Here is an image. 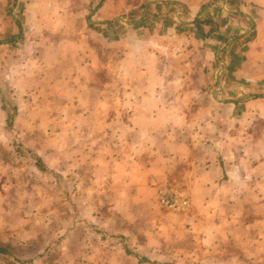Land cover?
<instances>
[{
	"label": "crops",
	"instance_id": "1",
	"mask_svg": "<svg viewBox=\"0 0 264 264\" xmlns=\"http://www.w3.org/2000/svg\"><path fill=\"white\" fill-rule=\"evenodd\" d=\"M81 3L96 4L86 23L75 4L57 12L53 29L49 15L35 12L13 51L17 69L2 55L0 79L9 92L12 81L16 87L14 101L0 90V178L9 166L4 154L21 157L16 145L35 146L44 161L38 149L50 129L56 159L61 128H68V146L78 143L79 129L84 153L115 146L100 151L99 161L117 162L134 187L140 178L179 180L190 199L183 213L188 228L171 241L189 245L182 251L192 249L193 263L264 264V0H234L238 11L226 0H150L140 18L120 27L106 25L113 19L108 0ZM205 18L226 22L199 28L196 20ZM1 95L16 107L12 130ZM42 113L52 114L46 128L34 120ZM28 130L34 144L25 141ZM74 153L70 147L68 155ZM4 210L1 205L0 228L12 218ZM118 235H110L115 243ZM123 236L137 257L117 243L135 264H143L138 257L156 264L181 258L173 257V247L155 251L157 239L152 251L140 252Z\"/></svg>",
	"mask_w": 264,
	"mask_h": 264
},
{
	"label": "rangeland",
	"instance_id": "2",
	"mask_svg": "<svg viewBox=\"0 0 264 264\" xmlns=\"http://www.w3.org/2000/svg\"><path fill=\"white\" fill-rule=\"evenodd\" d=\"M72 1L73 4L69 6L70 0H0V74L4 66L2 55L10 57L12 68L17 69V52L23 45L25 30L33 26L35 12L41 15L40 18L49 15L52 22L49 21L48 26L53 29L51 24L55 23L57 12H70L75 4L76 12H84L82 19L86 23V18H90L89 11H94L96 4L93 8H85L81 3L84 0ZM148 1L150 0H108L106 9L113 19H108L106 25L112 26L115 23L120 27L140 18ZM15 19L22 25V32ZM26 22H29L28 27L24 26ZM21 33L23 37L17 41L14 37ZM12 40L17 41V44ZM2 45H8L7 49L10 51L2 48ZM16 50V54L13 53ZM18 75L17 72L14 78ZM14 85L16 82L12 81L9 92L0 79V90L11 101H14ZM42 101L46 102V99ZM37 117L38 121L44 122L46 128L52 114H38L34 116V120ZM62 117L65 118V115ZM22 120L30 121L21 118L20 121ZM67 129L63 127L59 132V155L56 159L51 156L54 145H51L50 135L54 131L43 130L44 147L38 149L47 169L58 170L64 177L71 173L72 177L62 187H58L51 174L40 171L30 155L16 157L12 153L4 154V160L9 166L4 168V177L0 178V206L3 205L5 209L3 213L11 212L12 218L9 225L5 221L0 228V246L8 247L12 254L0 253V264H135V260L110 236L117 233L127 235L130 245L140 252L152 251V241L157 239L155 251L173 247V257L181 255L180 260L173 258L174 264H195V255L188 252L192 249L182 251L188 249L189 245L177 240L171 241L186 233L189 215L164 209L158 205L153 194V189L160 182L181 185L179 180L166 177L154 184L156 179L140 178L136 181L141 184L134 187L130 175L123 172L121 176L118 173L117 162L99 161L103 157L100 151H108L114 145L97 147L100 151L96 154L84 153L85 146L81 144L82 130L75 129L80 137L76 138L78 143L68 146ZM32 132L27 131V143L34 141L36 135ZM70 147L77 153L68 155ZM30 148L37 151L35 146ZM85 148L88 149L87 146ZM88 157L92 161H88ZM125 165L123 163L124 169ZM192 233L193 231L190 234ZM140 237H144L143 241L138 240ZM162 237L168 240L164 241V245L160 243Z\"/></svg>",
	"mask_w": 264,
	"mask_h": 264
},
{
	"label": "trees",
	"instance_id": "3",
	"mask_svg": "<svg viewBox=\"0 0 264 264\" xmlns=\"http://www.w3.org/2000/svg\"><path fill=\"white\" fill-rule=\"evenodd\" d=\"M227 4L230 6V8L232 9H235V10H239L238 8L235 7L234 5V0H226ZM16 23H17V26L19 27V30L21 28V24L20 22L15 19ZM211 23V27L213 28L214 26L216 25H221L223 24L224 22H226L225 19H218V20H213L212 18H205V19H202V20H196V25L201 28V25L202 24H207V23ZM1 98H2V103L4 104V108L6 107V110H7V125H8V129L9 130H12V125H13V120H14V117H15V113H16V107L14 104L10 103V102H7V99L4 98L2 95H1ZM14 152L18 155V156H25V155H30L33 160H34V163L36 165V167L42 171V172H47L49 174H51L54 178V180L57 182L58 184V187H62L63 185H65L70 176L71 175H67L66 177H64L61 173H58V172H55V171H52V170H49L45 167L44 165V162L42 160V158L37 155L32 149L28 148V147H24L22 146L21 144L20 145H16V147H14ZM66 190V189H64ZM117 242L122 244L124 250L126 251V253L128 254H132L133 256H136L137 257V254L134 253L132 251V249L128 246L127 244V238L123 235H118L117 237ZM0 253L2 254H7V255H11V251H9L6 247L4 246H0ZM138 262L139 263H143V264H156L154 261H151L149 260L147 257H138Z\"/></svg>",
	"mask_w": 264,
	"mask_h": 264
},
{
	"label": "built area",
	"instance_id": "4",
	"mask_svg": "<svg viewBox=\"0 0 264 264\" xmlns=\"http://www.w3.org/2000/svg\"><path fill=\"white\" fill-rule=\"evenodd\" d=\"M156 200L159 206L169 211L186 213L190 209V199L184 188L172 182H162L158 186Z\"/></svg>",
	"mask_w": 264,
	"mask_h": 264
},
{
	"label": "water",
	"instance_id": "5",
	"mask_svg": "<svg viewBox=\"0 0 264 264\" xmlns=\"http://www.w3.org/2000/svg\"><path fill=\"white\" fill-rule=\"evenodd\" d=\"M120 20H124L123 18L119 17Z\"/></svg>",
	"mask_w": 264,
	"mask_h": 264
}]
</instances>
